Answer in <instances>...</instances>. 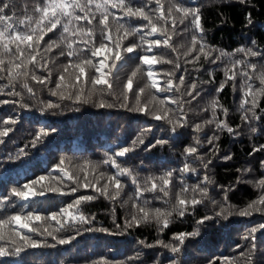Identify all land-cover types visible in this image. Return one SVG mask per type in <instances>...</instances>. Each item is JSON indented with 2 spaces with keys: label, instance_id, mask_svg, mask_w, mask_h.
Listing matches in <instances>:
<instances>
[{
  "label": "trees",
  "instance_id": "16d2710c",
  "mask_svg": "<svg viewBox=\"0 0 264 264\" xmlns=\"http://www.w3.org/2000/svg\"><path fill=\"white\" fill-rule=\"evenodd\" d=\"M5 2L10 4V8L6 10L7 14L12 15L15 12V19L19 20L25 15H33L35 5L42 3L43 0H0V5ZM81 2L83 3L84 0ZM170 2L171 0H162L165 9L170 6ZM176 2L199 8L204 39L207 44L213 49L233 54L231 57H223L216 63H212L211 60L219 55V51H213L207 60L202 58L199 63H185L183 53L190 45L191 36L197 34L191 28L189 20H185L183 24L178 22L175 31H172L169 26V32L172 35L170 44L175 48V52L172 48L162 47L154 48L153 53H149V55L155 54L158 58L165 59H176L179 54L180 68L178 70L167 63L153 65L155 79L161 88L165 86L167 78L165 72L174 71L175 77L181 75L185 77L181 93L193 82L196 83L200 93L190 104H185L187 126L179 128L176 133L169 131L170 125L164 120H155L145 112L129 111L128 108L120 106L125 103L124 94L128 96V106H134L138 89L150 84L146 75L148 66L142 65L139 60V56L145 53L140 48L133 53L122 51L123 47L138 44L141 33L128 36L121 41L123 59L116 62L117 66L112 69V74L108 77L112 89L109 90L106 85H97L95 89H92L90 77L94 70L91 68L88 69V78L82 77V83L76 84V88H84L87 103H78L74 99L60 100L59 96L50 95L49 89L55 88L58 74L69 61L67 55H60L61 52L67 51L65 45L53 47L51 52H42L41 57H38L40 63L44 60L49 61L48 68L51 69L52 76L51 82L45 85L28 80L29 85L35 91V96L22 88L20 83H17L15 88L6 87L7 80H0V101H8V103H0V128L12 127L13 129L8 136L2 138L4 143L0 144V200L10 197L15 203V207L11 202L0 204V218L21 211V205L25 203L28 205L23 208L25 213L32 210L46 218L50 213L58 212L61 207L73 202L81 195L95 197L80 205V211L88 217L90 223L65 224L61 231L55 233L62 238L75 236L71 243L60 245L46 234L28 233L26 229L14 226L18 231L30 235L33 239L46 241L48 245L55 244V247L28 248L20 256L0 257V264H92L93 261L101 258L108 260L111 264H121V262L123 264H171L172 260H175L176 264H229V262L246 264L248 256H252L253 264H264V229L252 233L254 240L244 239L245 236H249L252 228L264 224V213L261 212H253L249 216L232 215L227 220L216 217L206 222L200 226V235L189 238L178 254H173L158 245L147 248L140 243L144 241L145 244L156 245L158 240L175 243L172 240L174 234L192 231L197 227L198 219L205 215L214 216V213L220 210L219 205L225 202V189H230L227 192V205L231 210L235 212L237 209L244 208L260 194V189L248 181L264 176V168L260 166V162L264 160V151H253L264 145V111H262L264 110V98L260 100L259 107L256 109L259 119L245 123L241 119L242 110L240 108L243 79L237 77L235 88L232 86L233 82L230 81L223 91H216L220 83L225 80V66L231 60L244 58L242 54L236 53L237 49L258 50L261 53L260 56L247 59L258 65H264V0H246V2L242 0H176ZM131 3L134 7H139L145 3V0H131ZM150 7L155 8L154 0ZM110 11L116 16H123L119 9ZM93 12H95L94 8ZM77 14L82 15L79 10ZM174 15L179 17V14L174 13ZM249 16L251 24L248 23ZM98 20L99 14L93 25H88L87 21L80 22L81 27L95 29L97 43L100 39ZM75 23L74 21L73 25ZM109 23L115 38L117 21L110 17ZM119 23L124 24L126 28H131L146 22L142 19L124 17ZM61 31L62 29L58 27L57 30L48 33L40 45L41 49L46 48L49 41L59 43ZM79 38L87 39L83 36ZM79 38L73 37L72 39ZM154 38L149 37V39ZM75 47L79 50L84 45L79 44ZM108 47L112 48V43H109ZM84 55L92 58L94 62L112 63V52L102 51L96 57H91V53L86 51ZM105 57L108 59L105 60ZM138 66L141 71L133 78L132 91L128 92L124 85ZM35 72L41 76L48 75L45 69H35ZM75 74L73 69H69L64 83L75 84ZM85 80L87 82H83ZM174 82L177 81L174 79ZM255 83L258 85V81ZM13 91H19L21 95L8 94ZM58 91H63L65 95L74 94L75 88H63ZM89 91H93L94 94L88 96ZM177 95L179 94L175 91L157 92L153 88L146 87L141 95V101L142 103L148 101L152 96L163 99ZM213 97H217L223 108L228 110L225 117L218 109L217 116L222 120L226 119L228 125L234 128V133H229L226 129H217L214 123L202 125V130L199 132L193 130L194 124L212 118L211 111L205 112L203 109L208 107ZM184 99L191 98L185 96ZM48 101L59 103L60 107L41 111L43 103ZM101 101L114 106L98 107ZM21 103H26L30 107L22 108ZM155 103L159 106L158 101ZM168 106L176 108L174 104ZM151 108L152 104H149V109ZM8 118L16 119L17 123L4 125L3 121ZM252 127L256 129L255 133L250 131ZM41 129L48 131L49 135L43 137L33 147L31 142ZM146 129L150 131L145 133ZM141 133H145L143 136L145 143L136 146L135 150L126 156L118 157V162L123 167L132 169L141 180L148 176H159L168 170H174V175L169 197H165L161 192L147 191L137 200V203L142 204L147 201L150 207L166 208L168 206L166 202L174 200L176 191L181 187V182L189 187L197 184L207 187V197L204 203L197 205L184 217L174 218L169 227L162 232L154 223L124 229L125 220L132 211V202L129 197L136 195L135 186L129 177H120L124 188L115 201L101 196L95 190L106 179V176L101 178L99 173L114 174L116 172V169L104 164L103 161L120 148L130 147L132 141L140 137ZM214 134L219 139L209 144L208 139ZM157 139H165L168 143L151 147ZM197 139L199 144L195 145ZM189 145L197 146V155H185V148ZM22 149L24 154H21ZM229 155L231 159L225 160L224 157ZM61 159L65 161L64 172L68 175L79 176L81 184L84 175L87 174L88 181L95 187L81 186L76 193L68 195L60 192H46L45 196L27 202L11 196L14 188H20L41 175L50 174L54 179L46 180L44 184L60 188L63 192H69L72 187H76L72 180L56 169ZM86 161L97 166L95 171L85 169L82 172L79 170V166ZM185 163L190 164L194 171L182 172L181 169ZM247 169L251 171H245ZM205 176L211 183H205ZM213 200L216 204L211 202ZM60 219L63 222L64 218L60 217ZM117 225L120 227L118 228ZM31 226H42L41 231L43 228L53 230L60 227L55 221L47 219L35 221ZM4 232L5 240L0 241V245H7L11 248L10 230L6 227ZM252 244L256 246L254 253L250 251ZM137 253H140L138 259H128L135 257ZM225 257L228 261H225Z\"/></svg>",
  "mask_w": 264,
  "mask_h": 264
},
{
  "label": "snow or ice",
  "instance_id": "6c2138e0",
  "mask_svg": "<svg viewBox=\"0 0 264 264\" xmlns=\"http://www.w3.org/2000/svg\"><path fill=\"white\" fill-rule=\"evenodd\" d=\"M246 2V0H242ZM153 0H145L142 6L134 7L131 0H43L42 3H37L33 9V15H25L23 19L16 20L15 12L12 15H8L7 11L10 8V4L5 2L0 5V80H7L6 87L15 88L17 83L26 91L35 96L34 89L29 85L28 80L34 81L38 84L45 85L47 82H51L52 71L48 68L49 61L44 60L43 63L38 61V57H41L42 52H51L53 47H60L65 45L67 51L61 52L60 55H67L69 57L68 64L63 67L62 72L58 74V79L55 82V88L49 89L51 96H59L60 100L64 99H74L75 102L87 103L88 99L85 95V90L83 87L76 88V84L82 83V77L88 78V69H93V73L90 77V83L92 89H95L97 85H106L110 90L112 89V84L109 82L108 77L112 74V69L115 68L116 62L123 59L122 51L124 53H133L137 48H140L145 54L139 56V60L142 65H147V80L150 84H146L145 87H141L136 92L135 105L129 107L127 104L128 96L123 95V100L125 103L121 104V107L128 108L129 111L145 112L152 116L155 120H164L170 125L169 131L171 133H176L179 128L187 126V113L185 112V104H190L192 100H195L199 96V91L197 90L196 83L193 82L189 84L186 90L181 93V88L184 87L185 77L179 76L175 77L174 71L165 72L167 77L165 80V86L161 88L157 80L155 79V74L153 71V65L157 63H167L173 65L174 69H179L180 64L179 54H177L176 59H165L163 57L158 58L157 55L153 53V49L160 48H172L175 52V48L172 47L170 41L172 40V35L169 32V26L172 31H175L177 23L183 24L185 20H189L191 28L195 33L191 36L190 45L187 47L186 51L183 53L185 58V63H199L203 59H209L213 51H219V55L211 60L212 63H216L223 57H231L232 53H226L222 50L213 49L204 39V28L202 26L201 10L199 8H192L185 6L181 3H177L176 0H171L170 6L165 9V4L162 0H154L155 8H151L150 5ZM93 8L95 12H93ZM111 9H119L123 16H116L115 13L110 11ZM79 10L81 14H77ZM175 14H179L177 18ZM97 14H99L98 23L100 25V39L99 43L96 41V32L93 27H81V21H87L88 25H93V22L97 19ZM112 17L113 20L117 21L116 33L117 36L114 38L112 32V27L109 23V18ZM124 17L142 19L146 23L138 27L126 28L124 24L119 23ZM76 22L73 25V22ZM248 23L251 24V18L249 16ZM62 29L61 36L59 38V43L56 41H49L47 47L41 49L40 45L44 41L45 36L48 33L57 30V28ZM121 30L123 32L121 33ZM141 33L138 44H131L129 46L122 48L121 41L126 39L128 36L136 35ZM67 34V35H65ZM87 37V39L79 37ZM73 37H78L79 39H72ZM149 37H155L154 39H149ZM112 43L113 47L109 48L108 44ZM255 42L253 41V44ZM83 44L84 47L77 50L76 45ZM147 46L146 48L144 46ZM122 48V51H121ZM90 52L91 57H96L102 51L112 52V63L107 64L105 61L94 62L92 58L85 56L84 52ZM27 52V55L25 53ZM237 54H242L243 59L231 60L229 64L225 66L224 74L225 80L220 83L219 87L216 89L217 92L223 91L224 87L228 82H233V88L236 87L235 81L237 77L243 79L242 88V98L240 108L242 110L241 119L245 123H250L253 119H259L256 115V109L259 107L260 100L264 98V65H258L256 63L248 60V57H258L261 53L253 48H239L236 50ZM75 58V59H73ZM108 57H105L107 60ZM35 69H45L48 75L41 76L37 75ZM69 69L75 71V84H65L66 74L69 73ZM107 69V71H106ZM141 71L138 66L128 77L124 88L130 92L133 87V78ZM174 79L177 82H174ZM258 81V85L255 83ZM87 82V80L83 81ZM150 87L155 89L157 92L164 91L170 92L175 91L179 95L175 97H165L159 99L156 96H152L150 100L141 101V95L145 92V88ZM63 88H75V92L65 95L63 91H58ZM9 95L20 96L21 92L13 91L8 93ZM93 91L87 93L88 96L93 95ZM111 94V93H110ZM190 97L191 99L185 100L184 97ZM158 101L159 106L155 103ZM0 103H8V101H0ZM149 104H152V108L149 109ZM169 104L176 105L173 109L169 107ZM22 108H28L30 105L26 103H21ZM98 107H113L112 104H106L101 101ZM60 107L59 103H54L48 101L43 103L41 111H47L49 109H57ZM221 110L223 115L226 117L228 110L223 108L219 103L217 97H213L209 102L208 107L203 109V111H211L212 118L201 123L194 124L193 130L199 132L202 130V125L215 124L217 129H226L229 133H234L233 127L229 126L226 119H220L217 116V110ZM264 111V110H262ZM251 114V115H249ZM17 123L16 119L8 118L3 121L4 125H15ZM13 131L12 127L0 128V144L4 143L3 137L8 136V134ZM150 131L146 129L145 133ZM250 131L255 133L256 129L254 127L250 128ZM145 133H141V136L136 140L132 141L130 147H122L116 151L112 156H109L103 161L104 164L110 165L112 168L116 169L114 174L99 173L101 178L106 176L104 183L99 187L95 188L101 196L109 198L115 201L121 194L124 185L121 182L120 177L126 176L131 179V183L135 186L136 195L135 197H129L131 203L132 211L129 217L125 220L124 229H129L132 227H139L141 224H155L159 231H163L168 228L176 217H184L190 212V210L195 209L197 205L204 203L207 197V187L197 184L195 186L189 187L183 182H181V187L176 191L174 200L167 201L168 206L166 208H153L150 207L148 202L145 201L142 204L137 203V200L143 195L144 192H161L165 197L170 196V186L172 185V177L174 175V170H168L159 176H148L143 178V180L138 178V174H134L133 170L127 167H123L121 163L118 162V157H124L130 152L134 151L136 146L143 145L145 143L143 136ZM49 135L48 131L41 129L38 131L33 140L32 146L35 147L43 137ZM219 137L215 134L213 137L208 139L209 144H213L214 140H218ZM168 141L165 139H157L154 145H165ZM199 144V140L195 141V145ZM195 145H189L185 148L186 156H194L198 154V148ZM256 151H264V145L259 148L253 149ZM23 153V149L21 150ZM18 158V157H17ZM197 158H199L197 156ZM225 160H230L231 156H225ZM211 163V161H208ZM65 161L61 159L56 169H59L69 180H72L76 187H72L69 192H63L60 188H54L51 185H45L44 182L49 179H54L49 174L48 176L41 175L36 179H32L29 182L22 185L20 188H14L12 190L11 196L16 197L20 201L27 202L34 200L37 197H43L46 192H60L63 195H68L71 193H76L78 188L83 186L95 187L94 184L88 181L87 174L83 177V183L81 184V179L76 175H68L64 172L63 165ZM261 168H264V160L260 162ZM96 165L89 161L84 162L83 165L79 166L80 171L85 169H91L95 171ZM207 167V164H205ZM182 172L194 171L190 164L185 163ZM245 171H251L247 169ZM205 183H211L209 178L205 176ZM97 183L99 180L97 179ZM252 183L255 187L260 189V194L257 198L249 202L244 208L237 209L233 212L230 206L227 205V192L230 189H225L224 203L219 205V211H216L213 215H205L196 221L197 227L190 232H179L173 235L172 240L175 243H165L162 240H158L156 245L145 244L144 241L140 243L147 248H152L155 246H160L168 249L173 254H178L181 252L182 246L189 238H195L200 235V226H203L206 222L214 220V218L219 217L221 219L227 220L232 215L249 216L253 212L264 213V176L248 181ZM111 189V191H110ZM95 197L91 195H81L77 197L73 202L68 203L66 206L61 207L58 212H52L46 218L42 217L40 214L29 210L26 213L23 208L28 205L22 204L21 211L15 212L12 215H8L4 218H0V241L5 240L4 229L7 227L10 230V244L11 248L7 245H0V257L7 256H20L28 248L36 249L41 247H55V244L48 245L46 241L42 242L33 239L30 235L18 231L14 226H18L19 229H26L28 233H39L41 235L50 236L57 244L66 245L71 243L75 236H69L67 238L58 237L55 233L61 231L65 224L70 223H90L88 217H86L80 211V205L82 202L91 201ZM11 202L15 207L14 201H11L10 197H4L0 200V204ZM216 204V201H211ZM60 217H63V222ZM42 219L55 221L60 227L53 230L48 228L31 226L35 221H41ZM119 228L120 225H117ZM264 229V224L254 227L250 230L249 236H245L244 239H253L252 233ZM91 230V229H88ZM99 231H108L107 229H98ZM19 241V242H17ZM255 244L251 246V252H255ZM140 253H137L135 257H129V260L138 259ZM228 261V258H224ZM92 264H111L108 260L101 258L97 261H93ZM123 264V262H121ZM171 264H176L175 260L171 261ZM231 264V262H229ZM246 264H253L252 256L246 258Z\"/></svg>",
  "mask_w": 264,
  "mask_h": 264
}]
</instances>
